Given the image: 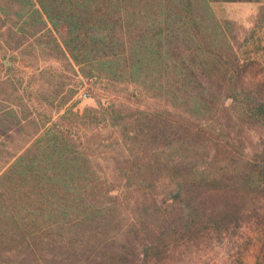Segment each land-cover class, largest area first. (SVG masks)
<instances>
[{"label":"trees","instance_id":"obj_1","mask_svg":"<svg viewBox=\"0 0 264 264\" xmlns=\"http://www.w3.org/2000/svg\"><path fill=\"white\" fill-rule=\"evenodd\" d=\"M14 1L19 31L62 33L99 94L46 117L0 175V264H84L81 247L92 264H166L264 225V80L212 0ZM263 28L264 2L249 34ZM120 85L154 104L128 107ZM250 129L263 136L249 151ZM101 131L120 184L90 152Z\"/></svg>","mask_w":264,"mask_h":264},{"label":"rangeland","instance_id":"obj_2","mask_svg":"<svg viewBox=\"0 0 264 264\" xmlns=\"http://www.w3.org/2000/svg\"><path fill=\"white\" fill-rule=\"evenodd\" d=\"M262 2L264 0H212L218 16L231 20L237 28L243 42L240 54L244 59L253 60L250 74L255 81L264 80V28L254 36L249 30ZM18 9L14 0H0V175L42 135L46 117L57 118L75 101H79L80 110L95 105L96 94H99L94 81L82 75L80 67L66 52L62 33H36V26L30 23L25 24L27 32L19 31L21 23L15 24ZM6 60H10L14 68L7 66ZM119 89L128 107L154 104L153 99L144 95L135 96L132 86L120 85ZM84 92L88 97L81 96ZM68 98L71 100L66 104ZM92 136L90 152L96 163L104 176L120 184L111 160L112 152L106 145L115 135L111 137L109 131H101ZM262 136L259 130L250 129L246 135L249 151L261 142ZM121 198L124 204L121 208L128 211V195L122 193ZM85 252L81 247L74 256H79L78 263L92 264L86 260ZM22 259L24 257L15 258V264H26ZM166 264H264V225L246 223L213 244L193 247L184 258Z\"/></svg>","mask_w":264,"mask_h":264},{"label":"water","instance_id":"obj_3","mask_svg":"<svg viewBox=\"0 0 264 264\" xmlns=\"http://www.w3.org/2000/svg\"><path fill=\"white\" fill-rule=\"evenodd\" d=\"M6 65L11 68H14L13 63L10 60H6Z\"/></svg>","mask_w":264,"mask_h":264},{"label":"built area","instance_id":"obj_4","mask_svg":"<svg viewBox=\"0 0 264 264\" xmlns=\"http://www.w3.org/2000/svg\"><path fill=\"white\" fill-rule=\"evenodd\" d=\"M81 96L84 97V98H86V97H88V93L87 92H84Z\"/></svg>","mask_w":264,"mask_h":264}]
</instances>
